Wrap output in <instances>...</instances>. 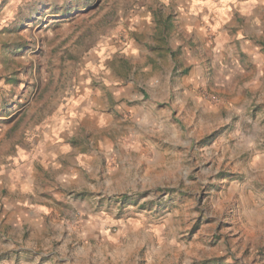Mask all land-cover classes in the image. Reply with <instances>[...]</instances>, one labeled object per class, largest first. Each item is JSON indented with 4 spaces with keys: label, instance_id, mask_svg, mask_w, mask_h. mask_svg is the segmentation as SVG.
<instances>
[{
    "label": "rangeland",
    "instance_id": "1",
    "mask_svg": "<svg viewBox=\"0 0 264 264\" xmlns=\"http://www.w3.org/2000/svg\"><path fill=\"white\" fill-rule=\"evenodd\" d=\"M64 257L264 264V0H0V264Z\"/></svg>",
    "mask_w": 264,
    "mask_h": 264
},
{
    "label": "crops",
    "instance_id": "2",
    "mask_svg": "<svg viewBox=\"0 0 264 264\" xmlns=\"http://www.w3.org/2000/svg\"><path fill=\"white\" fill-rule=\"evenodd\" d=\"M227 6H228V8L230 9V11H229V13H230V16H231V14H232V8L234 7V6H231V5H228L227 4ZM245 7L246 8H251L252 7V5L251 4H247L246 3V5H245ZM254 10H251V13L253 12ZM229 13H227V14H229ZM192 15V16H191ZM190 16H185V20L187 19L188 21H189V23H191V25L193 26V27H196L199 31H201V27H200V25H201V20H202V14L201 13H196V12H193L192 14H191ZM209 17V21H211V22H213V23H216V21H218V17L215 15V14H211V15H209L208 16ZM254 47V49H252V47L251 46H248L247 44H245L244 43V49H243V52H247L249 55H251V57L253 56V55H256L259 51V48L260 47H258L257 49H256V47L255 46H253ZM189 81H188V79L185 81V83L187 84ZM139 115H141V114H139ZM135 118H136V116H135ZM137 118H138V116H137ZM146 126H148V125H146ZM145 128H148V127H145ZM135 134V133H134ZM132 148V147H131ZM133 149V148H132ZM135 157V156H134ZM136 158V157H135ZM150 164V163H149ZM98 223H93L92 225H89V229H91V233H94L95 231H96V229H99V227H98ZM49 264V263H48ZM54 264H81L80 263V261L79 260H77V259H74V258H67V257H64V258H62V259H58V261H56Z\"/></svg>",
    "mask_w": 264,
    "mask_h": 264
}]
</instances>
